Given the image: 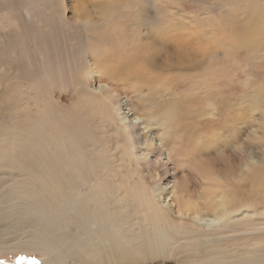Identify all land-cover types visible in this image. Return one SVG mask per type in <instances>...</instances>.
Here are the masks:
<instances>
[{
  "label": "rangeland",
  "instance_id": "1",
  "mask_svg": "<svg viewBox=\"0 0 264 264\" xmlns=\"http://www.w3.org/2000/svg\"><path fill=\"white\" fill-rule=\"evenodd\" d=\"M15 1L3 5L0 0V262L43 263L44 251L24 250L20 242L45 227L61 236L62 249L76 264H93L84 256L94 249L108 254L107 264H264V43H240L239 34L246 14L264 10V0H158L165 9L158 21L170 33V38L156 34L162 46L205 48L201 54L193 49L184 62L179 56L171 62L168 54L154 57L139 40L149 26L138 30L135 15L119 7L114 12L107 44L116 43L119 53L131 57L112 56L119 73L136 65L164 80L158 92L162 99L154 95L160 99L155 98L157 114L179 103V115L191 120L190 133L204 139L202 152L193 149L184 157L190 160L188 168L158 154L154 128L134 119L144 118V107L136 102L132 110L124 101L115 105V95L99 89L97 74L84 63L81 21L97 18L95 2L109 0L25 2L34 13L30 29L24 8L18 7L22 0ZM212 7L217 13H209ZM64 13L66 22L59 18ZM38 31L42 50L32 39ZM12 40L14 50L6 55L2 47ZM180 49L172 51L178 55ZM24 51L30 76L16 67L26 62L23 54L19 57ZM37 51L45 58L38 59ZM42 63L56 73L52 85L40 89ZM99 76L107 78L105 72ZM115 126L125 130V141ZM196 157L204 166L211 161L231 167V186L214 192L207 176L194 170L200 164ZM30 160L33 168H28ZM33 176L50 180L40 200L27 193L41 186ZM221 195L223 217L216 215ZM179 196L195 202L201 215L180 214ZM32 209L48 212L40 221ZM52 211L60 217L54 219ZM149 235L161 239L167 250H152Z\"/></svg>",
  "mask_w": 264,
  "mask_h": 264
},
{
  "label": "bare ground",
  "instance_id": "2",
  "mask_svg": "<svg viewBox=\"0 0 264 264\" xmlns=\"http://www.w3.org/2000/svg\"><path fill=\"white\" fill-rule=\"evenodd\" d=\"M7 2L10 5L9 0H7ZM16 2H17V0L12 4H15ZM25 2L32 4V3H35L36 1L35 0H22L19 3L18 7H20L21 9L24 8ZM5 3H6V0L3 3V5ZM254 3L255 2H252L253 5H254ZM94 6H95V8H97L98 17L92 18L91 16H88V17H85L84 19H82V21H81V24H83V26H84V29H83L84 30V41H83V45H82V52H83L82 56L85 58L84 63H86V65L90 64V67L92 68L94 73L97 74V82L99 84V89L100 88H103L104 90L107 89L108 94L115 95L114 97H116L115 98L116 102L114 100L111 101L115 105L124 101V102H126V104H128L131 107L132 110H137L136 102L141 104L144 107V118L136 115L134 119L141 121L142 122L141 124L143 126H145L146 128H148V127L154 128L153 137L155 139V142L158 143V145H159V148H157L158 154L159 153L161 155L166 154L167 158L172 159V160H177L178 162H180L178 164L183 163V164H181V166L184 165L185 166L184 168H186L187 166L191 165L189 162H188L189 164H187V161H186V160H188V161H190V160L188 158H186V159L184 158V157H186L187 152L190 150L192 151L194 149L193 151H198V153H199V151H201L203 149L202 143L204 141L202 142V140H204V139H198L196 137V135H194V133H192V132L190 133L189 128H190V124H191L190 121L191 120H189L188 118H185V117H181L179 115L182 113L180 111L179 103H176L171 109L166 110V111L162 112L161 114H157V109L159 107V104H157L156 100L158 99V97L160 99H162L160 97L161 93L158 94V92H161V86L160 85L163 86L165 84V83H163L164 80L161 81L160 79H154L153 77L156 75L153 74L154 75L153 76L152 75L153 72L151 73V71H148L149 70L148 69L147 73H146V71L144 73V69L141 70L142 68L138 67L136 65L134 67L133 66L126 67L123 69V70H125L123 73H119L118 68L120 67V65L114 64L112 62V56H118V57L125 56L124 59H131V57H129L126 54L119 53V51L117 50L118 46L116 45V43L113 44V47H109V45L107 44V41L110 39L108 37V35H111L110 30H114V24H113L114 12L119 7L120 10L125 11V12H130L136 16L137 21H135V24L137 25L138 30H140L143 27L148 28V26H149L148 32H145L144 36L139 37V40H140V43L145 48H148L151 50V52H153V54L155 55L154 57H156L157 55H161V56L166 55L167 56V54H168L167 59L169 61L174 62V60H176L175 59L176 56L177 57L179 56L180 61L184 62L185 59H187L189 56L192 55L193 49H196V50H194V52L201 54V52L205 53L203 51V49H205V48L200 47V48H192L189 50V49H185L183 47V44L181 46H171L170 44H167L165 47L162 46V42L158 38H156V34H158L162 38H166V37L170 38V33L167 32L168 28L166 27V23L164 22V26H163V25H160V21H158L157 16H160L161 10L165 11L163 3H161L158 0H109V1H105L103 3L97 1V2H95ZM37 10L38 9L34 10L35 13ZM263 11L264 10L261 9L256 14L255 8H252L246 14L245 23H243L244 26L241 28L242 31L239 32V34H241V36H243L240 39L241 40L240 43H243V44H246L249 46H253L257 42L264 43V14H263L264 12ZM223 12L227 13L228 10H225ZM23 13H24V16L26 19V24H28L27 28L30 29L29 24L31 23L32 16L34 15V13L32 11L30 12L26 8H24ZM209 13H217V8H215V7L210 8ZM59 15H60V17H59L60 19H62L64 22L67 21L65 13L63 15H61V14H59ZM164 27L166 28V31L164 33H161V31L164 29ZM94 30H97L101 33L100 34L98 33V35L96 36V34L95 35L93 34ZM12 32H13V30H12ZM42 35L43 34L40 31H38L37 34L32 33V39L34 41H36L35 44L37 45V48H40L41 50H42L43 45H41L40 43L38 44V42L43 40ZM13 36H15V35H13ZM232 37H234V35ZM13 38H15V37H13ZM14 44H15V42L13 43V40L11 42L6 41L5 45L2 47V51L4 50L6 52V50H9V48H10V50H14V47H15ZM177 47L181 48L180 49L181 52H179L178 55H176V52L172 51L174 48H177ZM248 48L249 47H247V49ZM249 50H250V48H249ZM250 51H253V50H250ZM22 54L25 56L26 62L21 63V64L17 65L16 67L20 68V69H18V68L17 69L19 71L21 70L22 71L21 73H23V72L29 73L28 66L30 64V58L28 57V55L24 51L19 56L21 59L24 58ZM6 55H7V52H6ZM37 58L38 59L39 58L44 59L45 56L43 55V58H42V54H40L38 52ZM115 58H117V57H115ZM13 62H14V60H13ZM41 65H42V67H41ZM41 65H40V69L42 70L41 71L42 75H41V78L38 79V84H39V86L41 85L40 89H42V87L46 88V86H45L46 84L50 87L52 85V81H53L54 75L56 73V68H54L52 70L46 64L42 63ZM121 65H122V63H121ZM25 67H27L26 70H25ZM102 72H105V74L107 76L106 80H103V78H101L99 76V74ZM148 72H150L153 77L150 75V73L148 74ZM26 73H24V74H26ZM28 75L30 76V73ZM23 76L21 75V77H23ZM84 83H86V82H84ZM84 83L81 85L82 90L87 88L84 85ZM86 85L88 86V83ZM163 87L165 88V85ZM154 95H157V96L159 95V96L158 97L156 96L157 99H155L156 97ZM162 95L165 96V93H162ZM160 99H158V101ZM112 121L116 122V120H114V118H112ZM115 127L116 128H113L114 132L119 134V137H121L122 141H125L126 140V138L124 136L125 130L123 128H120L117 126H115ZM110 130L113 131L112 129H110ZM26 131H27V129H26ZM29 134H33V133H29ZM36 134H37V132H36ZM33 136H31V137H33ZM28 137L30 138V135ZM34 138L33 139L31 138V139L34 140ZM31 139H29V140L31 141ZM203 145H205V144H203ZM33 146H34V144H33ZM147 146L151 149L155 148V145H153L152 143H150ZM31 150H28V151H31ZM204 150H206V148ZM198 158H200V157L198 156ZM198 158L196 157L195 160H197ZM200 160L199 159L197 160L200 163L199 167H195L194 170L199 173V176L200 175H206L207 176V178H208L207 181H208L209 185L211 187H213V189H215L214 192H217L218 187L222 188L225 185L231 186V180L232 179L229 181V178L232 177V173H233L231 167L218 166L219 164L216 165L214 162H211V161L210 162L206 161L208 163V166L207 165L204 166V164H203L204 160L203 161L202 160L200 161ZM64 161H67V159H64ZM28 163H27V165H28ZM30 165H32V166H30V167L28 166V168H33L36 165V163L31 161ZM248 166L253 167L254 165L249 162ZM193 167L194 166L192 165V168ZM32 178H33L32 179L33 182L34 181H41V186H40V188H38L36 190L27 191V193L29 194L28 196L33 198V200H40V198L43 194L42 189H43L44 185H46L48 182H50V180L49 179L47 180V178L46 179H42V178L41 179H37V178L34 179V176ZM101 183L104 187H107L108 182L104 178H102ZM176 184H178V183H176ZM172 187H173L172 190L171 189L170 190L172 193H174L175 189H177V186L175 187V185H173ZM48 191L51 193H54L55 189H52L51 191L48 190ZM210 194H211L210 192L207 193V195H210ZM219 197L221 198L220 200H222V202L217 204L221 208H220V210L218 209V212L216 213V215H220L221 217H223L226 215V210L223 209V208H225L226 201L222 195ZM180 198H181L180 199L181 207H180V209H178L179 210L178 212L180 214L188 215L189 213H191L192 215H195V216L201 215V209L198 205H196L195 202H193L191 199H187V198H184L182 196ZM92 205L96 206V200H94L92 202ZM32 210L34 213H37V214H35L36 215L35 216V215H33V212H32L33 217L34 216L37 218L39 217L40 221L43 220V217H44L43 214L48 212L45 210H42L41 212H38L36 209H32ZM49 212H51V211H49ZM52 212H54V219H58L60 217V214L57 211H52ZM37 223H39V222H37ZM37 225L39 226V224H37ZM154 235H149V237L147 239V241H149L151 243V249L152 250L155 249V251H166L167 247L163 246L159 242V241H161V239H153ZM60 237L61 236H59L56 233V231H52L51 229L44 227L40 231L36 232L32 236V239H30L26 243H23L24 241L23 242L21 241L20 247L24 248V250H28V251H29V249H30V251H33V250L37 251V249L39 251L40 250L44 251L43 253L46 254V258L42 261L43 263L53 264L52 258H51V257H53L56 259V263H54V264H70L71 260L74 262V264H76V262H75L76 260L70 256L72 254L70 252L62 249V247H61L62 240ZM172 241L175 242V240H172ZM143 242H145V241L142 239V243ZM5 244L9 245L8 243H5ZM1 245H0V251L3 250V249L1 250V248L3 247V244L1 243ZM85 258L87 259L88 262L93 263V264H96V263L107 264L109 256L107 253L105 254V252L102 249H100V250L94 249V250H89V258L84 256V259ZM92 258L95 259L94 262H92ZM43 263H41V264H43Z\"/></svg>",
  "mask_w": 264,
  "mask_h": 264
},
{
  "label": "water",
  "instance_id": "3",
  "mask_svg": "<svg viewBox=\"0 0 264 264\" xmlns=\"http://www.w3.org/2000/svg\"><path fill=\"white\" fill-rule=\"evenodd\" d=\"M0 264H5V263L0 262Z\"/></svg>",
  "mask_w": 264,
  "mask_h": 264
}]
</instances>
